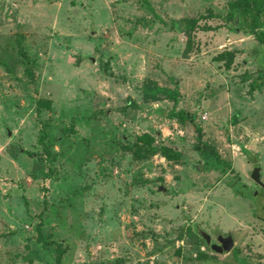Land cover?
I'll return each instance as SVG.
<instances>
[{
    "label": "rangeland",
    "instance_id": "1",
    "mask_svg": "<svg viewBox=\"0 0 264 264\" xmlns=\"http://www.w3.org/2000/svg\"><path fill=\"white\" fill-rule=\"evenodd\" d=\"M233 1L0 0V264H58L60 243L61 264H264V44ZM143 134L179 159H136Z\"/></svg>",
    "mask_w": 264,
    "mask_h": 264
},
{
    "label": "trees",
    "instance_id": "2",
    "mask_svg": "<svg viewBox=\"0 0 264 264\" xmlns=\"http://www.w3.org/2000/svg\"><path fill=\"white\" fill-rule=\"evenodd\" d=\"M231 11L227 15L229 19L233 17V14L238 15L239 17H243L245 19H251V34L255 36L256 40L260 43L264 44V0H234L231 5ZM182 32L188 39V47L192 42V33L195 30V26L198 24V20L195 18H185L183 21ZM19 49L18 54L20 58L23 59V63L25 66V73L29 76V78L33 79L34 69L33 62L28 57L25 48L23 46V40L20 39L18 42ZM235 58V54L229 51L223 52L217 56V61L224 62L227 68H230L233 64ZM142 94L143 100L145 102H158L162 100L172 101L176 103L180 97L181 92L178 87L176 88H166L160 87L154 82H146L142 85ZM174 118H176L179 122L189 121L195 127L196 131L201 136L202 130L195 123V119L192 116H187L183 111H179L174 113ZM154 138L150 134H143L137 138V142L132 146H129L127 149L132 151L134 157L144 158L148 155H155L156 153H160L169 161H175L179 159V151H175L170 146L164 144L161 147L157 148L154 146ZM210 152V153H209ZM206 154V157H211L210 155L215 157V160L221 164H224L218 155H215L211 150H204L203 152ZM38 232V239L42 241V235L40 230ZM58 257L57 262L61 264L62 256L64 255V247L63 244L60 243L57 245ZM238 255V252L236 253Z\"/></svg>",
    "mask_w": 264,
    "mask_h": 264
},
{
    "label": "water",
    "instance_id": "3",
    "mask_svg": "<svg viewBox=\"0 0 264 264\" xmlns=\"http://www.w3.org/2000/svg\"><path fill=\"white\" fill-rule=\"evenodd\" d=\"M168 146H170L171 148H173L176 152L179 151L178 147L177 146H171L168 144ZM252 179L261 185V182H260V167L259 166H255L254 167V170L252 172ZM161 191H166L165 188H160ZM201 236L202 238L205 240V242L208 244V245H211V236L208 235L207 233L205 232H202L201 233ZM218 246H216L214 248V251L215 253L217 254H224V253H229L231 252L234 248H235V241H234V237L230 234V235H227L226 237L224 236H221L219 237L218 239Z\"/></svg>",
    "mask_w": 264,
    "mask_h": 264
},
{
    "label": "flooded vegetation",
    "instance_id": "4",
    "mask_svg": "<svg viewBox=\"0 0 264 264\" xmlns=\"http://www.w3.org/2000/svg\"><path fill=\"white\" fill-rule=\"evenodd\" d=\"M221 236L226 237L227 235H222V234L220 235V234H219V235H217L215 238H214V237H213V238L211 237L212 240H211V245H210V246H211L213 249H214L216 246H218V244H219V243H218V239H219V237H221ZM234 241H235V240H234Z\"/></svg>",
    "mask_w": 264,
    "mask_h": 264
}]
</instances>
